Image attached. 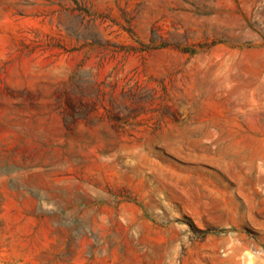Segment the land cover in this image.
Instances as JSON below:
<instances>
[{
  "label": "rangeland",
  "instance_id": "374dc122",
  "mask_svg": "<svg viewBox=\"0 0 264 264\" xmlns=\"http://www.w3.org/2000/svg\"><path fill=\"white\" fill-rule=\"evenodd\" d=\"M0 264H264V0H0Z\"/></svg>",
  "mask_w": 264,
  "mask_h": 264
}]
</instances>
